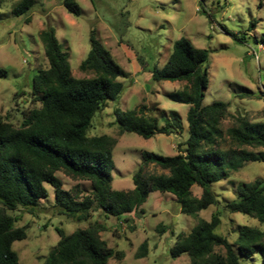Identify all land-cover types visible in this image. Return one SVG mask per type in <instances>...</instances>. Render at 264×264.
I'll return each instance as SVG.
<instances>
[{
    "label": "rangeland",
    "instance_id": "rangeland-1",
    "mask_svg": "<svg viewBox=\"0 0 264 264\" xmlns=\"http://www.w3.org/2000/svg\"><path fill=\"white\" fill-rule=\"evenodd\" d=\"M21 1L0 0V69L6 73L0 77V117L17 127L22 112L38 107L32 102L30 89L38 71L47 67L40 41L42 30L51 27L55 31L62 51L68 55L71 76L76 79L92 77L80 72L79 65L90 49L89 36L94 30L96 40L126 73L120 79L123 88L117 101L109 102L94 116L88 131L89 136L116 139L113 190L133 189L131 175L143 153L175 156L177 145L188 137L189 106L168 98L186 83H157L151 78L154 68L166 64L174 42L180 38L207 51L204 66L208 86L202 105L228 104L221 130L235 126L240 116L251 123H264V0H75L81 9L78 17L68 14L61 0H33L28 13L15 16L12 11ZM116 107L121 112L144 108L160 124L170 113H176L182 130L147 140L131 133L119 135L113 116ZM220 146L232 147L227 139ZM243 149L254 154L264 152L263 148ZM161 174L167 175L153 165L146 170V175ZM57 177L62 189L73 197L81 199L91 191L88 182L74 181L62 173ZM262 178L264 163L244 162L236 172L210 186L216 204L201 211L198 219L209 221L218 212L221 222L214 232L231 245H235L241 227L264 231V223L255 218L226 210V205L237 199L240 188ZM46 189L48 197L40 200L33 212L19 209L12 213L14 226L24 228L27 234L25 240L12 244L20 264H44L59 240L57 229L70 235L94 223L103 227L100 237L106 245L122 254L108 264H189L186 256L173 259L169 251L176 236L189 233L197 220L183 215L172 195L149 193L137 212L126 217L127 222L106 218L100 211L91 213L87 221L76 222L59 214L54 207L53 189ZM192 194L199 198L201 189L193 187ZM162 226L164 232L160 231ZM215 251L223 252L222 248ZM240 264H262V259L258 254L240 257Z\"/></svg>",
    "mask_w": 264,
    "mask_h": 264
},
{
    "label": "trees",
    "instance_id": "trees-1",
    "mask_svg": "<svg viewBox=\"0 0 264 264\" xmlns=\"http://www.w3.org/2000/svg\"><path fill=\"white\" fill-rule=\"evenodd\" d=\"M33 5V0H22L12 13L24 15ZM61 6L74 17L81 14L75 0H61ZM40 41L47 67L38 71L30 89L32 102L38 107L22 112V121L17 127L0 117V264H20L12 244L25 240L27 234L24 228L14 226L12 213L19 209L33 212L40 200L48 197L46 186L53 189L54 207L59 214L76 222L87 221L97 211L106 218L127 222L126 217L137 212L149 193L170 194L183 215L197 220L189 233L176 236L169 251L171 258L184 255L189 264H240V257L258 254L264 264V231L241 227L235 245H231L214 232L221 222L218 212L209 221L198 219L201 211L216 204L210 190L212 184L236 172L244 162L264 163V152L254 154L243 149H264V123H251L240 116L235 126L223 132L220 125L228 114V104L202 105L208 86L204 66L207 51L180 38L174 42L166 64L153 69L154 82L186 83L168 98L189 106L188 137L177 145L175 156L143 153L131 175L133 189L117 191L111 188L116 139L107 135L89 136L88 131L94 116L109 102L117 101L123 88L120 79L126 73L96 40L94 30L89 36L90 49L79 65V71L91 74V78L71 76L68 55L62 51L51 27L41 31ZM5 76L0 69V77ZM143 110L121 112L114 108L118 134L131 133L147 140L182 130L178 114L170 113L160 124L156 117ZM226 139L233 148H221ZM151 165L167 175H146ZM58 173L74 181L90 183V193L81 199L73 197L62 189ZM193 187L201 189L199 198L193 196ZM226 210L264 223V178L240 188L237 199L228 203ZM164 229L162 226L160 231ZM102 231L98 223L70 235L57 229L59 240L44 264H108L111 259L120 258L122 254L101 239ZM216 248H222L223 252H216ZM142 250L145 251L144 245Z\"/></svg>",
    "mask_w": 264,
    "mask_h": 264
}]
</instances>
